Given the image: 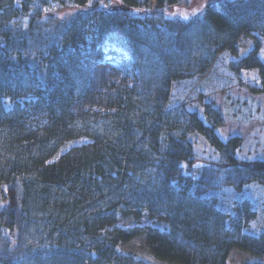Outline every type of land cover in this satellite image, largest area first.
Returning <instances> with one entry per match:
<instances>
[{
	"label": "trees",
	"instance_id": "16d2710c",
	"mask_svg": "<svg viewBox=\"0 0 264 264\" xmlns=\"http://www.w3.org/2000/svg\"><path fill=\"white\" fill-rule=\"evenodd\" d=\"M156 3L0 0V264H152L118 247L139 236L169 264H233L232 248L264 264V125L223 140L200 99L223 92L226 115L263 120L230 89L264 92V0L188 18L171 9L192 0ZM105 43L140 81L85 110Z\"/></svg>",
	"mask_w": 264,
	"mask_h": 264
},
{
	"label": "rangeland",
	"instance_id": "374dc122",
	"mask_svg": "<svg viewBox=\"0 0 264 264\" xmlns=\"http://www.w3.org/2000/svg\"><path fill=\"white\" fill-rule=\"evenodd\" d=\"M214 0H192L191 6L189 7H176L171 9V12L175 15L178 14L183 18H188L195 13L201 12L207 4ZM156 0H148V5L150 7L156 6ZM169 15V13H168ZM170 15H172L170 13ZM250 39L248 36H242L240 41L237 43V51L239 53L244 52L248 44H250ZM100 48L99 52L101 56L94 62L91 69L90 82L88 91H92L93 96H86L83 100H79L76 104L78 107H82L85 110L107 112L110 107L105 102V95L116 87H128L137 86L140 81L139 69L134 66L129 58V56L120 47L113 43H105L97 45ZM230 93L233 96H237L243 99L249 100L251 96L255 97L257 101L261 103L262 112L264 115V92L251 93L246 88L235 86L230 89ZM201 101L210 102L215 108L220 110L223 116V124L216 129L217 135L226 140L232 136H239L246 138L251 132H256L262 124L263 120H255L249 122H240L237 118H231L230 115H226L224 112V93L216 92L210 95L200 97ZM264 141V140H263ZM145 216L140 218L142 221ZM146 221V220H145ZM136 222L134 217H126L125 224H132ZM121 251L126 253H132L136 256L143 257L148 262L152 264H169L155 258L152 254L148 252L144 244V238L142 236L133 238L129 242H124L118 244ZM233 253L235 257L233 258V264H244L245 261H254L261 259L262 257L258 255H252L246 251L238 252V249L232 248L229 256L231 261Z\"/></svg>",
	"mask_w": 264,
	"mask_h": 264
}]
</instances>
